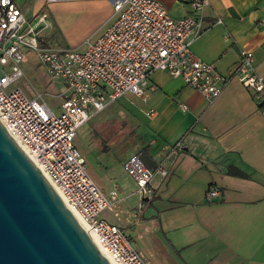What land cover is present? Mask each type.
<instances>
[{
  "label": "crops",
  "instance_id": "crops-1",
  "mask_svg": "<svg viewBox=\"0 0 264 264\" xmlns=\"http://www.w3.org/2000/svg\"><path fill=\"white\" fill-rule=\"evenodd\" d=\"M15 1L40 35L46 31L58 45L78 48L103 30L113 11L110 0ZM158 1L174 18L194 14L190 0ZM189 47L228 77L213 101L156 69L149 75L155 89L131 99L129 113L116 99L91 118L125 113L132 126L130 153L138 152L150 169L161 162L169 169L164 178L154 174L155 194L139 209L135 182L126 172L115 179L96 164L95 173L89 167L104 192L118 193L101 216L121 227L148 264H264V118L258 99L229 77L242 48L253 52L255 68L264 74V0H208ZM80 150L88 161V148ZM212 185L220 193L206 200Z\"/></svg>",
  "mask_w": 264,
  "mask_h": 264
},
{
  "label": "built area",
  "instance_id": "built-area-1",
  "mask_svg": "<svg viewBox=\"0 0 264 264\" xmlns=\"http://www.w3.org/2000/svg\"><path fill=\"white\" fill-rule=\"evenodd\" d=\"M110 2L109 23L78 48L40 44L37 26L17 2L0 0V121L113 260L148 264L121 227L101 216L113 207L117 189L104 192L87 173L86 158L74 140L77 130L120 96L131 93L145 98L147 91L155 89L149 75L156 69L180 77L209 102L222 92L228 77L189 47L202 27L208 0H190L194 14L178 18L170 16L158 0ZM22 45L37 53L49 78L60 85L63 97L57 112L38 93H28L17 84L25 75ZM239 54L229 77H236L258 99L264 118V74L257 72L251 50L242 48ZM153 112L151 108L147 113ZM123 169L135 182L139 209L155 194L154 174L164 178L169 171L162 162L150 169L138 152L123 161ZM219 193L218 187L209 186L205 199L212 200Z\"/></svg>",
  "mask_w": 264,
  "mask_h": 264
},
{
  "label": "water",
  "instance_id": "water-1",
  "mask_svg": "<svg viewBox=\"0 0 264 264\" xmlns=\"http://www.w3.org/2000/svg\"><path fill=\"white\" fill-rule=\"evenodd\" d=\"M0 264H113L1 121Z\"/></svg>",
  "mask_w": 264,
  "mask_h": 264
},
{
  "label": "rangeland",
  "instance_id": "rangeland-1",
  "mask_svg": "<svg viewBox=\"0 0 264 264\" xmlns=\"http://www.w3.org/2000/svg\"><path fill=\"white\" fill-rule=\"evenodd\" d=\"M46 33V31L41 32L42 35L38 33L37 38L40 44H48L50 46L58 47L62 45L57 44L61 41L58 42L52 39V36ZM54 36H57V34H54ZM21 50L25 54L22 63L28 60L29 65H27L28 69L24 68L25 75L17 82V84L24 87L28 93H38L42 100L46 101L47 104L57 112L61 98L63 97V95L59 93L61 87L55 85L45 73L42 63H40L36 57L32 56L35 54L37 55L35 51L27 49L24 45L21 46ZM33 70L36 74L33 73ZM135 98L138 97L131 93H127L126 95L119 97L118 100L115 101V104L124 112L129 113L133 105L131 99L133 100ZM108 111L111 112L112 109H109ZM124 114L125 113L123 112H116L115 114L108 115L101 120L95 121L94 119V122L91 119L89 122H85L78 128L74 140L79 150L82 147L88 148L89 160L87 161L86 159V170L88 174L89 167V169L95 173L97 168L96 165L98 166V169L101 170V173H107L111 178L117 179L120 175L125 174V171H123L124 169L122 168V163L123 160L131 154L130 152L133 149V136L131 122ZM95 141L99 146L95 144ZM99 147L103 149L100 150Z\"/></svg>",
  "mask_w": 264,
  "mask_h": 264
},
{
  "label": "bare ground",
  "instance_id": "bare-ground-1",
  "mask_svg": "<svg viewBox=\"0 0 264 264\" xmlns=\"http://www.w3.org/2000/svg\"><path fill=\"white\" fill-rule=\"evenodd\" d=\"M59 193V192H58ZM60 194V193H59ZM61 195V194H60ZM75 216L78 218V220L80 221V223L83 225V227L87 230L86 228V225L85 223L81 220V218L74 212ZM89 233L92 235V237L95 239V241L98 243V245L101 247V249L104 251V253L107 255V257L110 259V261L113 263V264H118L115 260H113L110 256V254L108 253L107 250H105L103 248V246L99 243V241L97 240L96 236L91 232L89 231Z\"/></svg>",
  "mask_w": 264,
  "mask_h": 264
}]
</instances>
